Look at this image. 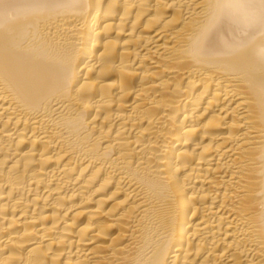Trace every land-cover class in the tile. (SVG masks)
Instances as JSON below:
<instances>
[{
  "label": "bare ground",
  "instance_id": "6f19581e",
  "mask_svg": "<svg viewBox=\"0 0 264 264\" xmlns=\"http://www.w3.org/2000/svg\"><path fill=\"white\" fill-rule=\"evenodd\" d=\"M0 264H264V0H0Z\"/></svg>",
  "mask_w": 264,
  "mask_h": 264
}]
</instances>
